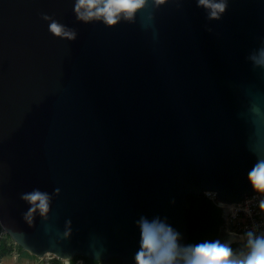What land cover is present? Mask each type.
Listing matches in <instances>:
<instances>
[{
  "label": "water",
  "instance_id": "water-1",
  "mask_svg": "<svg viewBox=\"0 0 264 264\" xmlns=\"http://www.w3.org/2000/svg\"><path fill=\"white\" fill-rule=\"evenodd\" d=\"M75 2L0 0V226L68 263L136 264L145 222L183 249L188 196L214 193L225 215L261 195L248 175L264 162V0H212L219 18L146 0L111 27ZM37 192L43 214L24 199Z\"/></svg>",
  "mask_w": 264,
  "mask_h": 264
},
{
  "label": "clouds",
  "instance_id": "clouds-1",
  "mask_svg": "<svg viewBox=\"0 0 264 264\" xmlns=\"http://www.w3.org/2000/svg\"><path fill=\"white\" fill-rule=\"evenodd\" d=\"M156 2L161 3L163 0ZM145 3L146 0H76L74 12L80 21L87 23L97 20L111 27L121 18L131 21ZM199 5L211 10V18H219L226 7L223 2L213 3L212 0H199ZM49 30L53 35L69 40L76 36L75 32L65 30L56 22L50 24ZM248 180L256 192L264 195V162H257ZM24 199L33 205L39 202L42 214L47 211V197L39 192L25 196ZM260 207L264 210V201H261ZM141 229L142 244L136 256V264H176L178 257L182 264H264V235L257 236L248 232L245 245L247 251L237 254L229 244L220 241H205L180 249L171 229L149 227L146 222L141 224Z\"/></svg>",
  "mask_w": 264,
  "mask_h": 264
},
{
  "label": "trees",
  "instance_id": "trees-1",
  "mask_svg": "<svg viewBox=\"0 0 264 264\" xmlns=\"http://www.w3.org/2000/svg\"><path fill=\"white\" fill-rule=\"evenodd\" d=\"M223 211L216 201L203 196H188V211H187V222H188V245H195L205 242L203 237H201L204 231L208 228L217 231L219 227L224 226ZM3 229L0 226V233ZM10 242L11 238L5 234L0 238V257L11 249ZM13 244V242L11 243ZM242 245V244H241ZM232 248L235 247L234 244L230 245ZM240 246V244H239ZM244 246V245H242ZM16 248L19 252L27 255L30 258H36L27 251L21 249L18 245ZM77 257H81L78 256ZM60 261L59 259H57ZM118 264H123L119 259H112ZM62 264V262L60 261ZM105 264V262H103ZM179 264H182V260Z\"/></svg>",
  "mask_w": 264,
  "mask_h": 264
},
{
  "label": "built area",
  "instance_id": "built-area-1",
  "mask_svg": "<svg viewBox=\"0 0 264 264\" xmlns=\"http://www.w3.org/2000/svg\"><path fill=\"white\" fill-rule=\"evenodd\" d=\"M204 195L215 201L214 193L205 192ZM261 201H264L261 195L255 194L245 197L238 203L226 206V214L224 216V228L226 233L233 238H240L241 244L247 241L246 234L248 232H252L257 236L264 235V217L263 210L260 207ZM5 234L3 230L0 233V238ZM234 242H236V240L233 241V243ZM46 255L51 256L52 254ZM52 258L58 259L55 256ZM60 261L64 264V261ZM68 264H70V261ZM73 264H83V261L78 259Z\"/></svg>",
  "mask_w": 264,
  "mask_h": 264
},
{
  "label": "rangeland",
  "instance_id": "rangeland-1",
  "mask_svg": "<svg viewBox=\"0 0 264 264\" xmlns=\"http://www.w3.org/2000/svg\"><path fill=\"white\" fill-rule=\"evenodd\" d=\"M263 217H264V210H263ZM235 240H236V242L232 243L235 245V247L232 248L234 253L239 254L241 252H246L247 251V248L245 247L246 242L243 243L244 246H242L241 245L242 242L240 241V238H237V237L232 238V241H235ZM11 243L12 242H10L11 251L14 249V252H15L14 254L17 255V252H19V251L16 248V244L15 243L11 244ZM232 244H230V245H232ZM239 244H240V246H239ZM10 256H11L10 254L2 255V261L0 262V264H4L5 262H9L8 259H10V258H8V257H10ZM52 257H53V255H51V256L46 255V256L42 257L41 259H39L38 257L33 258V264H61L60 261H58L57 259L52 258ZM18 264H22V263L19 262Z\"/></svg>",
  "mask_w": 264,
  "mask_h": 264
},
{
  "label": "flooded vegetation",
  "instance_id": "flooded-vegetation-1",
  "mask_svg": "<svg viewBox=\"0 0 264 264\" xmlns=\"http://www.w3.org/2000/svg\"><path fill=\"white\" fill-rule=\"evenodd\" d=\"M261 197L264 199V195H261ZM222 216H223V220H224L225 215L223 214ZM201 235H202L201 237H203L204 241H208V242L220 241L221 243H223L224 242L223 240H224L225 236L227 235V233H226L225 228L223 226L222 228L219 227L217 229V231H215V232L213 230H211L210 228H208V230L204 231ZM78 259H81L83 261V264H103V262H96V261H93V260H90V259H87L84 257H77V256H74L70 260V264H73ZM105 264H118V263L111 259L108 262H105Z\"/></svg>",
  "mask_w": 264,
  "mask_h": 264
},
{
  "label": "crops",
  "instance_id": "crops-1",
  "mask_svg": "<svg viewBox=\"0 0 264 264\" xmlns=\"http://www.w3.org/2000/svg\"><path fill=\"white\" fill-rule=\"evenodd\" d=\"M14 253H15L14 249L12 251L11 249H9V251L6 252V254H3V255H7V254L11 255L10 257H8L10 258L8 259L9 262H5L4 264H18L19 262H21L22 264H33V258H30L21 252H17V255ZM1 261H2V256L0 257V262Z\"/></svg>",
  "mask_w": 264,
  "mask_h": 264
},
{
  "label": "bare ground",
  "instance_id": "bare-ground-1",
  "mask_svg": "<svg viewBox=\"0 0 264 264\" xmlns=\"http://www.w3.org/2000/svg\"><path fill=\"white\" fill-rule=\"evenodd\" d=\"M232 238H233V237L226 235L223 241H224V243L229 244L230 241L232 240Z\"/></svg>",
  "mask_w": 264,
  "mask_h": 264
}]
</instances>
